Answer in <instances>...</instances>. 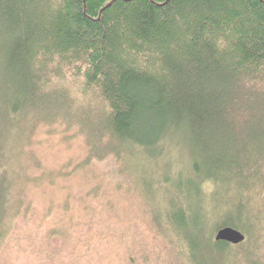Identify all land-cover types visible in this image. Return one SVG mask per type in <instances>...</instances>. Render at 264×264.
<instances>
[{"label": "trees", "instance_id": "obj_1", "mask_svg": "<svg viewBox=\"0 0 264 264\" xmlns=\"http://www.w3.org/2000/svg\"><path fill=\"white\" fill-rule=\"evenodd\" d=\"M17 121L25 143L83 137L85 164L129 174L132 153L184 142L205 212L160 223L166 248L264 264V0H0V206ZM224 227L245 240H215Z\"/></svg>", "mask_w": 264, "mask_h": 264}, {"label": "rangeland", "instance_id": "obj_2", "mask_svg": "<svg viewBox=\"0 0 264 264\" xmlns=\"http://www.w3.org/2000/svg\"><path fill=\"white\" fill-rule=\"evenodd\" d=\"M19 125L4 135L0 264H179L160 223L205 212L184 142L132 153L129 174L113 157L85 164L83 137L25 143Z\"/></svg>", "mask_w": 264, "mask_h": 264}, {"label": "water", "instance_id": "obj_3", "mask_svg": "<svg viewBox=\"0 0 264 264\" xmlns=\"http://www.w3.org/2000/svg\"><path fill=\"white\" fill-rule=\"evenodd\" d=\"M245 238L246 235L234 227H224L219 229L215 234V240L235 244L243 242Z\"/></svg>", "mask_w": 264, "mask_h": 264}, {"label": "bare ground", "instance_id": "obj_4", "mask_svg": "<svg viewBox=\"0 0 264 264\" xmlns=\"http://www.w3.org/2000/svg\"><path fill=\"white\" fill-rule=\"evenodd\" d=\"M218 231V230H217ZM216 234V233H215Z\"/></svg>", "mask_w": 264, "mask_h": 264}]
</instances>
